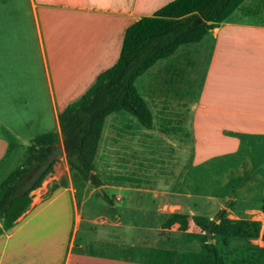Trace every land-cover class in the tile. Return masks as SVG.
<instances>
[{
    "label": "crops",
    "instance_id": "1",
    "mask_svg": "<svg viewBox=\"0 0 264 264\" xmlns=\"http://www.w3.org/2000/svg\"><path fill=\"white\" fill-rule=\"evenodd\" d=\"M168 1L0 0V87L17 91L8 101L0 93V109L30 111L22 119L25 129L39 121L41 131L27 137V145L45 133L61 139L57 114L116 60L125 28ZM235 10L199 41L188 43L203 62V75L197 97L189 104L193 162L186 168L231 155L241 148L242 138L255 137L257 141L247 144L262 160L263 182L257 188L264 198V20L237 18ZM112 114L104 119L96 151ZM126 116L131 125L139 126ZM3 124L0 180L17 167L9 162L15 159L9 157V144L21 140L8 118ZM131 125L113 135H134ZM96 187L108 202L100 194L91 195L88 184L79 198L70 184L67 201L52 198L38 208L31 202L10 228L0 232V264H151L146 261L150 248L194 251L176 249V224L160 225L171 212L185 213V232H190L191 215L208 217L205 208L195 204L196 196L195 203L191 197L183 201L177 191L158 194L143 184L119 180ZM205 198L212 201L211 211L222 204L220 197ZM161 230L175 232L172 243Z\"/></svg>",
    "mask_w": 264,
    "mask_h": 264
},
{
    "label": "rangeland",
    "instance_id": "2",
    "mask_svg": "<svg viewBox=\"0 0 264 264\" xmlns=\"http://www.w3.org/2000/svg\"><path fill=\"white\" fill-rule=\"evenodd\" d=\"M234 16L264 20V0H245L236 8ZM190 45L180 46L183 48L176 50L169 58L155 62L148 68V72L136 81V86L151 111L153 129L142 131L140 126L135 128L129 123L132 120L126 113L112 114L105 120L100 144L93 159L94 170L91 173L103 183L119 180L143 184L158 194L166 195L175 194L177 191L183 201L191 197L195 203L196 196L199 200L195 204L198 208H205V214H208L209 218H212L218 209H223L224 214H230L232 218L256 219L264 226V215L259 210L262 198L257 188L263 182L262 160L259 155L255 156L253 153L254 147L247 144L257 141L255 137L242 138L241 148L231 155L194 162L195 168H186L193 162L188 128L189 104L197 97L203 75V62L195 57L196 51H193ZM1 92L7 101L17 93L14 88L0 87ZM23 109L27 110L28 107ZM29 115L30 111L4 113V110L0 109V138L3 136L1 131L4 119L8 118V123L16 127L20 135L18 139H21L9 144V149L13 148L9 157L15 158L9 161L13 166L22 164L28 146L26 138L41 131L39 121L32 129L33 122L26 125L27 129L22 127V119ZM133 121L135 122L134 119ZM125 125H131L130 129L134 130L135 134L120 137L113 135L116 132L121 133L120 130L129 129ZM58 139L56 145H61L60 138ZM50 165L51 168L44 173L39 185L29 192L30 203L34 202L36 208L52 198L61 202L67 201L71 191L68 186H73L71 172L63 154L56 155ZM240 177H245V180L231 193ZM85 184H88L90 194L97 196L96 186L88 179L78 188L73 186L75 198L80 197ZM231 194L228 206L223 207ZM208 196L221 198L222 204L218 209L214 207L211 211L212 201L205 198ZM198 231L197 227L192 226L188 233L193 235ZM161 232H165L169 241H172L175 232ZM178 233L180 247L176 249H199L201 242L198 238L186 237L185 231ZM251 242L259 244L257 239H252Z\"/></svg>",
    "mask_w": 264,
    "mask_h": 264
},
{
    "label": "trees",
    "instance_id": "3",
    "mask_svg": "<svg viewBox=\"0 0 264 264\" xmlns=\"http://www.w3.org/2000/svg\"><path fill=\"white\" fill-rule=\"evenodd\" d=\"M242 1L170 0L151 15L142 16L125 28L116 60L57 114L63 155L75 188L82 186L94 170L96 146L107 115L123 112L139 126L152 129L151 112L137 90L135 80L158 60L173 55L179 46L199 41ZM57 141L53 133L32 139L26 146L22 164L0 180V232L10 228L26 210L31 201L29 192L39 185L51 165L30 190L18 192L17 187L22 185L31 169L44 160ZM93 178L95 182L91 184L98 186V179L95 175ZM244 180L245 177H240L231 193ZM101 196L108 202L104 193ZM260 211L264 213V198L261 199ZM217 212L220 215L214 221L201 215L190 216L199 231L193 235L186 232L185 236L200 240L198 250L150 248L146 261L151 264H264V231L260 234V244L251 242L258 237L260 222L226 217L223 209ZM209 223L212 241L208 243L205 227ZM173 224L178 230L185 231L188 216L171 212L160 226L169 228Z\"/></svg>",
    "mask_w": 264,
    "mask_h": 264
},
{
    "label": "water",
    "instance_id": "4",
    "mask_svg": "<svg viewBox=\"0 0 264 264\" xmlns=\"http://www.w3.org/2000/svg\"><path fill=\"white\" fill-rule=\"evenodd\" d=\"M63 154V149L61 145H54L52 147V149L50 150V152L45 156L44 160H42L40 163H37L29 172V174L26 176V178L24 179L23 183L21 186L17 187L18 192H25L31 189V187L34 185V183L39 179V177L41 176L42 173H44L46 171V169L48 168V166L53 162V160L55 159L56 155H60ZM88 179L91 183H94L95 180L93 178V174L90 172L88 175ZM95 191L102 195L103 192L101 191V189L99 187L95 188ZM232 197V194L229 196V198L226 199V201L223 204V207H227L230 199ZM220 215V212H217L212 218L211 220L214 221L218 218V216ZM210 226L211 223H209L208 225H206L205 227V235H206V242H211V232H210Z\"/></svg>",
    "mask_w": 264,
    "mask_h": 264
},
{
    "label": "built area",
    "instance_id": "5",
    "mask_svg": "<svg viewBox=\"0 0 264 264\" xmlns=\"http://www.w3.org/2000/svg\"><path fill=\"white\" fill-rule=\"evenodd\" d=\"M262 231H264V226L260 224L259 234H258V237L256 238L257 241L259 242V244L261 243L260 234H261Z\"/></svg>",
    "mask_w": 264,
    "mask_h": 264
}]
</instances>
